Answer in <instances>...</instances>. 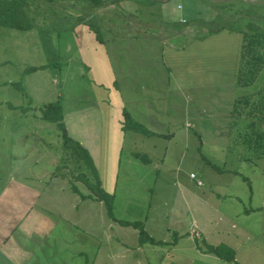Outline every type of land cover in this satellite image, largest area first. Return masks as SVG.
Returning a JSON list of instances; mask_svg holds the SVG:
<instances>
[{
  "label": "crops",
  "instance_id": "1",
  "mask_svg": "<svg viewBox=\"0 0 264 264\" xmlns=\"http://www.w3.org/2000/svg\"><path fill=\"white\" fill-rule=\"evenodd\" d=\"M67 2V7L61 8V19L66 20L61 28L68 32L65 42L69 43L66 49L69 53L73 50L70 44L73 33L75 41L77 35L86 38L84 43L76 41V47L80 63L87 67L90 73V85L94 88L92 93L97 103V120L92 122L91 114L81 112L78 113L80 117L77 121L73 116L71 126L69 123L66 125L67 131H77L78 142L83 143L89 153V156H85L89 158L86 160L88 176H83L81 180L85 189L81 192L67 183L63 175L49 185L57 187L59 192L67 189L76 193L81 205L74 206L75 212H80L82 206L83 209L94 212L96 216L97 209L102 219L100 212L104 207L108 219L114 223L134 228L132 222L143 223L149 236L158 240L152 234L153 226L147 215L139 218L140 221L114 216L117 194L147 193L150 190L148 186L130 182L129 172L122 174L124 178L119 176L123 144L129 146L130 156H133L137 153L136 147L146 142L145 137H154L149 143L154 149L160 147L157 152L162 156L157 159V163L166 165V157L173 158L171 153L175 152H168L169 150L187 145L188 131L194 128L197 118L195 98L204 96L207 100L208 95L209 141L215 145L219 144L218 140H223L225 125L237 123L240 129L242 128L245 121L239 118V108L242 107L237 106L238 99L247 92H261L259 86L262 83L264 88V75L257 76L253 82L244 85L239 75L243 33L229 27H213L209 30L194 25L178 26L176 23H188L187 16H190L188 12H183L184 7L180 3L170 8L161 0ZM122 2H132L135 20L125 16L123 10L126 11V8L121 7L122 10L117 7ZM71 13L75 15L72 18ZM44 29L53 27L45 26ZM94 29L99 32L98 36ZM32 52L34 53L30 49V56ZM48 59L46 64L54 63L53 58ZM1 60L9 59L5 57ZM64 61L68 62L66 59ZM117 75L121 76L120 85L117 84ZM9 76H12L10 71H6V79L2 82L14 84ZM257 83L258 86L251 87ZM165 90L170 94H166L167 98L163 92ZM233 104L236 110L231 112ZM12 107L18 105L11 103L8 107L0 108V112L8 110L11 113L15 111ZM69 109L64 112L61 107L62 123L65 115L74 114V111ZM123 110L142 130L123 127ZM40 111L42 114V108ZM220 159L222 158H209L207 164L202 158H189L196 163V167L184 165L181 169V160L184 158H179L176 165V168H179L178 174L170 177L169 185L176 186L182 180L184 191L181 199L185 207L187 198L184 196H187V193L192 195L187 191L188 186L190 189H197L202 186L203 181L209 186V204L212 210L213 207L221 208L222 203L227 200L224 196H231L226 189L218 188V181L230 173L240 175L241 163L238 162L229 169L219 161ZM148 160L144 158L143 162L146 164ZM198 160L204 162L209 169V183L202 173L204 169H197ZM124 163L130 165L131 158H127ZM187 168L191 170L189 173L196 174V178L189 177ZM94 170L98 174L100 187L112 197L110 211L103 200L83 197L93 195L97 189L94 185ZM119 178L125 180V185L117 189ZM197 179L201 184L197 183ZM39 187L42 185L27 183L17 178L12 184L9 182L3 187L0 195V264H89L90 258V264H107L108 261H111V264H244L240 261L243 258L237 256V253L243 250L238 242L247 239L248 250L254 246V241L248 239L251 234L245 230L249 222L241 213L244 212L246 216L255 213L258 205L252 206L246 197L243 203L224 205V226H216L218 221L209 223L208 220V223H202L199 219L193 220L183 228L173 225L179 236L176 239L174 237L170 244H162L164 239H160L159 243L140 242L137 228L135 234L117 238L97 234L89 237L92 235L81 228L84 232L75 234L71 239L68 232L75 223L71 222L66 214L61 215L58 221L50 218L49 214H46V204L44 205L48 198L42 196ZM231 197L238 199L236 195ZM128 201L139 200L131 197ZM260 206L264 207V200ZM123 221L129 222L128 225H123ZM152 223L160 235L171 229V226L160 224L155 218ZM111 227L110 225L109 229ZM215 233L222 236L214 237ZM227 236L235 239L228 240ZM77 243H80V246L70 249ZM205 243L226 246L234 252V259L229 261L216 254L204 252L201 246ZM84 245H90L86 253L90 258L84 257ZM245 258L253 260L256 256L249 254Z\"/></svg>",
  "mask_w": 264,
  "mask_h": 264
},
{
  "label": "rangeland",
  "instance_id": "2",
  "mask_svg": "<svg viewBox=\"0 0 264 264\" xmlns=\"http://www.w3.org/2000/svg\"><path fill=\"white\" fill-rule=\"evenodd\" d=\"M161 1H164V5L170 8L176 7L177 3H180L184 7L183 12L190 14L186 20L188 23H176L178 26L194 25L209 30L213 27L214 29L221 27L248 29L247 22H256V18L264 14L262 5L264 0H241L242 2H237V0ZM57 2L56 5H47L43 7V11H38L35 4L37 1L30 0L31 7L36 8L34 19H42L40 13L43 12V15L46 16L43 22H46L45 25L36 24L34 27L26 29L0 25V108L8 107L11 103L18 105V107H12L15 111L11 113L8 110L0 112V195L3 187L9 182L12 184L15 178L27 183L42 185L39 187L43 193L42 196L48 198L44 202L47 208L46 214H49V217L55 221H58L61 215L66 214L69 216V220L75 223L68 232L71 239L75 234L84 232L81 228L92 235L89 237L96 234L111 238L129 237L135 234L137 227H124L114 223L108 219L102 205L103 211L100 212L102 219L97 209L96 216H94V212L83 209L82 206L80 212H75L74 206L81 205L76 193L67 189L59 192L57 187L49 185V183L52 184L59 180L57 177L63 175L64 180L70 185L75 186L81 192L85 189L84 182L81 180L83 176H88L86 175L85 156H89V153L84 144L78 142L77 131H67L66 125L71 124L73 116L77 121L80 117L78 113L81 112L91 114L92 122L97 120V103L92 93L94 88L90 85V73L88 68L80 63L76 47V41L84 43L86 38L77 35L75 41L73 33L70 37L73 50L70 49L71 52H68L66 46L69 42H65L68 32L61 28L63 21L66 20L61 19L62 10L58 7H67L68 2L67 0H57ZM226 4H228L227 8ZM118 6L126 8V11L121 9L128 19L130 17L136 19L132 2H122ZM70 16L72 18L75 15L71 13ZM52 22L53 29H44ZM243 43H245L244 36ZM262 45H264V41L257 43L256 46ZM141 46L142 44L140 48ZM244 47L243 45V50ZM30 49L34 51L31 56L29 55ZM259 49L262 48L259 47ZM5 57L9 60H1ZM48 58H53L54 63L46 64ZM64 59L68 62L65 63ZM259 68L264 69V59L259 63ZM6 71H10L14 84L8 81L2 82L3 79H6ZM257 76L258 74H255L251 82ZM11 77L9 76V79ZM120 77L117 75L118 85H120ZM256 86L258 83L251 85V87ZM260 86L259 89L262 91V83ZM163 92L164 95L170 96L167 90ZM55 101L60 102L64 112L68 111V108L74 111V114L70 113L69 116L64 114V127L45 120L40 114L45 103ZM77 102L79 103L77 104ZM195 102L197 118L194 128L188 131L187 145L169 150L168 152H175L171 153L173 158L166 157L168 160L166 165L157 163V159L162 156L157 152L160 147L154 149L149 143L155 139L154 137H145L146 142L136 147L135 152L137 153L133 156H130L129 146L126 143L123 144L122 153L120 152L122 162L119 176L129 172L130 182L148 186L150 190L147 193L121 192L117 194L114 216L130 221L132 219L140 221L139 218L147 215V219L153 226L151 229L154 238L164 239L160 240L162 244H170L174 237L176 239L179 236V232L174 229L173 225L183 228L187 224H191L193 220L199 219V221H203L202 223H208V220L209 223L218 221L216 226H224L226 222L222 217L224 205L226 203L228 205L243 203V199L246 197L252 206L258 205L255 213L248 216L244 212L241 213V216L249 222L245 230L251 234L248 239L254 241V246L248 250V240L241 239L238 245H242L240 247H243V250L239 251L237 256L243 258L240 261L244 264H264V207L260 206L261 201L264 200V144H261L260 141L257 144L254 137L250 135L251 131L240 130V125L237 123L231 126L230 124L225 125L223 140H218L219 144H212L209 141V95L207 100L203 96V98H195ZM237 106L244 107L243 104H237ZM227 108L229 110V106ZM235 110L236 106L233 104L231 112ZM129 157L131 164L125 165L124 162ZM144 158L149 159L146 164L143 162ZM179 158H184L181 160V169L184 165L196 167V163L189 158H202L207 164H209V158H222L219 161L229 169L240 162V175L230 173L218 181L219 189H226L229 195H236L238 199H232L228 195L224 196L227 200L222 203L221 208L213 207L212 210V206L209 204V186L203 181L202 186L197 189H190L187 185V191H190L192 195L187 193V196H184L187 198L185 207L181 199L184 191L182 180L176 186L169 185L170 177L173 178L178 174L179 168H176V165ZM97 160L99 161V158ZM204 162L198 160L197 169H204L202 173L209 183V169ZM190 171L187 168V173ZM122 177L124 178V176ZM124 181L119 178L117 189L125 185ZM131 197L139 201H128ZM171 207L172 210H170ZM153 218L160 224L171 226V229L165 230L164 234L160 235L152 223ZM110 225L111 229H109ZM141 226L144 229L143 223ZM137 230L139 232L138 228ZM213 236L221 237L222 235L215 233ZM227 238L232 241L235 239L231 236H227ZM246 245L247 250L244 251ZM76 246H80V243L71 246L70 249ZM89 248L90 245H84L85 259L90 258L86 255ZM201 249L205 248L201 246ZM249 254H254L256 259L245 258ZM107 264H111V261H108Z\"/></svg>",
  "mask_w": 264,
  "mask_h": 264
},
{
  "label": "trees",
  "instance_id": "3",
  "mask_svg": "<svg viewBox=\"0 0 264 264\" xmlns=\"http://www.w3.org/2000/svg\"><path fill=\"white\" fill-rule=\"evenodd\" d=\"M36 7L38 11H43V7L47 5H56L58 4L57 0H36ZM243 1V0H242ZM237 0V2H242ZM231 4L233 2H230ZM264 7V4H262ZM228 4H226L227 8ZM61 9V6H58ZM36 8L31 7L30 0H0V24L15 27L19 29H26L29 27H34L36 24L45 25V17L42 14V19H34ZM261 17L256 18V22H247L249 24L248 29H242L241 27L233 28L235 31L243 33L244 50L242 49L241 54V63H240V72L241 81L244 85L250 84L255 74L264 75V69L259 68V63L264 59V45L256 46L257 43H262L264 41V14L259 15ZM43 23V24H42ZM48 26H54L53 22ZM46 26V27H48ZM95 34L98 36V31L94 29ZM261 41V42H260ZM261 47L262 49H259ZM254 55V56H253ZM263 73V74H261ZM238 104H243L244 107L239 108V118L244 122L240 130L246 131L250 130L251 134L256 143L264 144V88L261 92L257 94H252L247 92V94L241 95L238 99ZM124 118L123 127H131L136 130H142L141 126L134 122L131 116L125 111H122ZM62 110L60 102H50L43 106L42 108V117L45 120L58 124L60 127H63L62 123ZM89 158H86V160ZM94 169V167L92 168ZM95 174V186L96 190L93 195H83V197L90 196L94 199L103 200L108 210H111L112 197L110 194H107L100 187V181L98 174L94 170ZM201 182V181H200ZM201 184V183H200ZM123 225H128L129 222H121ZM133 226L139 229L138 239L140 242L148 243H159V240L153 239L149 234L143 229L140 222H132ZM205 248L203 251L207 253H213L219 257L232 261L234 259V252L227 248L224 245H210L205 243L203 245Z\"/></svg>",
  "mask_w": 264,
  "mask_h": 264
},
{
  "label": "built area",
  "instance_id": "4",
  "mask_svg": "<svg viewBox=\"0 0 264 264\" xmlns=\"http://www.w3.org/2000/svg\"><path fill=\"white\" fill-rule=\"evenodd\" d=\"M189 177H190V178H196V174L193 173V172H191V173H189ZM196 181H197L198 184L201 183L200 180H198V179H197ZM195 234L197 235V233H195Z\"/></svg>",
  "mask_w": 264,
  "mask_h": 264
}]
</instances>
